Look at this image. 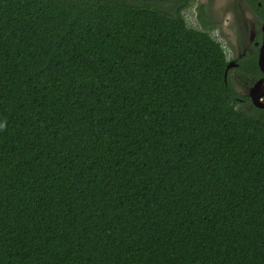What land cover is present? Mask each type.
Masks as SVG:
<instances>
[{
    "label": "trees",
    "instance_id": "obj_1",
    "mask_svg": "<svg viewBox=\"0 0 264 264\" xmlns=\"http://www.w3.org/2000/svg\"><path fill=\"white\" fill-rule=\"evenodd\" d=\"M204 30L130 0H0V264H264V111Z\"/></svg>",
    "mask_w": 264,
    "mask_h": 264
},
{
    "label": "flooded vegetation",
    "instance_id": "obj_2",
    "mask_svg": "<svg viewBox=\"0 0 264 264\" xmlns=\"http://www.w3.org/2000/svg\"><path fill=\"white\" fill-rule=\"evenodd\" d=\"M172 15L190 10L196 28L215 39L225 53V81L235 92L236 106L264 105V0H130Z\"/></svg>",
    "mask_w": 264,
    "mask_h": 264
},
{
    "label": "water",
    "instance_id": "obj_3",
    "mask_svg": "<svg viewBox=\"0 0 264 264\" xmlns=\"http://www.w3.org/2000/svg\"><path fill=\"white\" fill-rule=\"evenodd\" d=\"M225 74H226V73H224V79H225ZM251 96H252V101H253V103H254L256 106H264L263 104H261V103L259 102L257 96L255 97L253 94H251Z\"/></svg>",
    "mask_w": 264,
    "mask_h": 264
},
{
    "label": "rangeland",
    "instance_id": "obj_4",
    "mask_svg": "<svg viewBox=\"0 0 264 264\" xmlns=\"http://www.w3.org/2000/svg\"><path fill=\"white\" fill-rule=\"evenodd\" d=\"M187 20H188V22H189L190 24H192L193 26H196V22H195V20H194L193 17H188Z\"/></svg>",
    "mask_w": 264,
    "mask_h": 264
},
{
    "label": "clouds",
    "instance_id": "obj_5",
    "mask_svg": "<svg viewBox=\"0 0 264 264\" xmlns=\"http://www.w3.org/2000/svg\"><path fill=\"white\" fill-rule=\"evenodd\" d=\"M184 14H185V13H184ZM188 17H192L191 12H190L189 9L186 10V14H185V18L187 19ZM187 22H188V20H187ZM188 23H189V22H188Z\"/></svg>",
    "mask_w": 264,
    "mask_h": 264
}]
</instances>
